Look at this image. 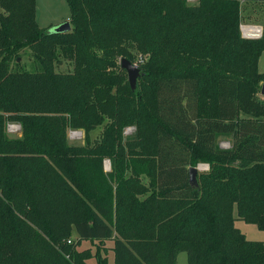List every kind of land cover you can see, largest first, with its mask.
Masks as SVG:
<instances>
[{
    "label": "trees",
    "instance_id": "1",
    "mask_svg": "<svg viewBox=\"0 0 264 264\" xmlns=\"http://www.w3.org/2000/svg\"><path fill=\"white\" fill-rule=\"evenodd\" d=\"M65 1L70 29L48 33L35 0H0V264H107L81 240H111L112 264L181 251L185 264H264L233 224L264 230V37L238 28L240 4L264 0ZM132 49L147 55L134 90L119 66ZM24 51L32 70L17 67ZM60 59L72 69L56 72ZM68 129L85 141L68 144Z\"/></svg>",
    "mask_w": 264,
    "mask_h": 264
},
{
    "label": "rangeland",
    "instance_id": "2",
    "mask_svg": "<svg viewBox=\"0 0 264 264\" xmlns=\"http://www.w3.org/2000/svg\"><path fill=\"white\" fill-rule=\"evenodd\" d=\"M196 0H186L187 3L191 4L194 3ZM240 22L242 23H253V24H259L262 27V37H264V2L262 1H256V2H242L240 4ZM35 11H36V16L35 18L38 19L39 24L42 25L49 19H55V18H60L61 22L64 21V17L68 15V7L66 4L65 0H35ZM44 25V24H43ZM54 24L43 26V29L49 30L50 28L53 27ZM25 53L21 54L19 57L17 63H18V68L19 69H24V70H32L35 68L33 62H32V57L27 53V51H24ZM132 59L130 60L131 63L135 64L137 67L140 68L141 64L145 61L147 55L141 54L140 52L132 49ZM116 64L118 65V60L116 61ZM72 69V65L70 62L60 59L59 62L54 64V70L56 72H67ZM257 70L264 72V52L260 54V58L257 64ZM9 123H14L18 124L16 122H9ZM19 125V124H18ZM99 127V126H98ZM129 127V126H126ZM124 127V128H126ZM133 127V126H132ZM101 128V127H100ZM123 128V129H124ZM134 130V129H133ZM133 130L130 131V133L123 135V136H130L133 132ZM70 131H79L80 133L76 137H69V132ZM19 132V130L17 131ZM12 133V132H7L8 136H15L17 133ZM97 132V137L98 133ZM95 134V133H94ZM96 137V138H97ZM225 136H219L216 139V143L218 144L219 147L221 148H227L223 147L226 142L224 141ZM66 140L68 144H82L83 141H85L83 131L78 130V129H68L66 133ZM88 141H92L94 139H89L87 138ZM103 168L105 171H108L110 168V163L107 158L103 159ZM201 164H206V163H199ZM207 165V164H206ZM208 166V165H207ZM200 170V166H198ZM142 181L145 182V178H142ZM233 215L236 218L235 211H233ZM235 224L234 226L240 229L242 234H244L245 238L248 240H254V241H261L263 243L264 247V230H259L256 228L254 224L251 223H245L241 221L240 219H235L234 220ZM72 236L74 237V234L72 233ZM71 236V237H72ZM89 250L90 253H93L95 249H99V255L104 257L106 259L107 263V255H108V250H109V243L107 240H104L102 242L98 241H88L86 243H83L80 247V249L76 250ZM179 256L182 258V260H178L177 264H185V253L184 252H179ZM179 257V258H180ZM85 264H96L95 259L93 257L88 258L85 260ZM108 264V263H107Z\"/></svg>",
    "mask_w": 264,
    "mask_h": 264
},
{
    "label": "water",
    "instance_id": "3",
    "mask_svg": "<svg viewBox=\"0 0 264 264\" xmlns=\"http://www.w3.org/2000/svg\"><path fill=\"white\" fill-rule=\"evenodd\" d=\"M70 29L69 21L65 20L56 25H53L52 28L46 30L48 33H62ZM19 58H16V62ZM119 66L126 73V79L131 90H134L136 87V79L140 75L139 69L137 66L133 65L130 61L125 58L119 59ZM259 94L264 97V82L260 84ZM198 169L196 166H190L187 169L188 183L190 186H196V173Z\"/></svg>",
    "mask_w": 264,
    "mask_h": 264
},
{
    "label": "built area",
    "instance_id": "4",
    "mask_svg": "<svg viewBox=\"0 0 264 264\" xmlns=\"http://www.w3.org/2000/svg\"><path fill=\"white\" fill-rule=\"evenodd\" d=\"M238 28H239L240 36L242 38H245V39H258V38H260L262 35V30H263L259 24L242 23V22L239 23ZM133 65H135V64H133ZM5 128H6L7 132L15 133L19 130V125L14 124V123H6ZM133 129H134V127H132V126L126 127L122 130V134L126 135V134L130 133V131ZM79 133H80L79 131H70L69 137H71V138L76 137V136H78ZM226 146H227V144L223 145V147H226ZM198 166H200V170H206L208 167L206 164L200 165L198 163V164H196L197 169H199ZM69 242H70V239H67L66 243H69Z\"/></svg>",
    "mask_w": 264,
    "mask_h": 264
},
{
    "label": "crops",
    "instance_id": "5",
    "mask_svg": "<svg viewBox=\"0 0 264 264\" xmlns=\"http://www.w3.org/2000/svg\"><path fill=\"white\" fill-rule=\"evenodd\" d=\"M68 14V13H67ZM35 16H36V11H35ZM65 20H68V15H66V17H64V21ZM35 21H36V23H37V25H38V27L39 28H42L43 26H47V25H51V24H54V25H56V24H58V23H60L61 22V20H60V18H53V19H49L48 21H46L45 23H43L42 25H40L39 24V21H38V19H36L35 18ZM63 22V21H62ZM249 23H251V22H249ZM264 51H262L261 53H263ZM259 58H260V55H259V57H258V60H257V64H258V61H259ZM259 72H261V71H259ZM100 130H101V128H100V126L99 127H96V128H94L93 130H91V131H89L88 132V134H87V137L89 138V139H95L96 137H97V132L96 131H99L100 132ZM95 133V134H94ZM99 134V133H98ZM19 135V132H17L16 134H15V136H18ZM219 137V136H218ZM229 138L228 137H225L224 138V141L226 142V144H227V147L229 146ZM217 146H218V144H217ZM219 147V146H218ZM221 148V147H220ZM235 222V221H234ZM233 224H235V223H233ZM237 228V227H236ZM238 229V228H237ZM240 232H242L240 229H238ZM243 233V232H242ZM244 235V234H243ZM75 238H76V236L74 235V237L72 236V240H75ZM108 241V243H109V250H108V255H107V263L108 264H112V251H111V240H107ZM87 242V240H81L80 242H79V244L76 246V248L77 249H80V247H81V245L83 244V243H86ZM179 256V253H177V255H176V261H175V264H177V262H178V260H182V258ZM87 260V259H86ZM84 264H85V261H84Z\"/></svg>",
    "mask_w": 264,
    "mask_h": 264
}]
</instances>
